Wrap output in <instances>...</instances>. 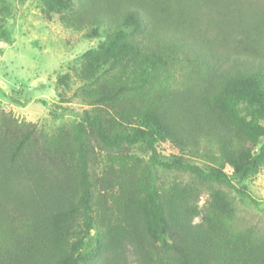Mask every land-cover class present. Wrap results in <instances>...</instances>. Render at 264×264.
<instances>
[{
    "label": "trees",
    "instance_id": "obj_1",
    "mask_svg": "<svg viewBox=\"0 0 264 264\" xmlns=\"http://www.w3.org/2000/svg\"><path fill=\"white\" fill-rule=\"evenodd\" d=\"M46 6L103 40L81 56L78 120L47 135L0 113V264H264V228L239 227L218 189L199 206L206 185L249 198L242 182L264 166V12L242 0ZM10 16L0 0V41ZM157 168L190 178L159 183Z\"/></svg>",
    "mask_w": 264,
    "mask_h": 264
},
{
    "label": "rangeland",
    "instance_id": "obj_2",
    "mask_svg": "<svg viewBox=\"0 0 264 264\" xmlns=\"http://www.w3.org/2000/svg\"><path fill=\"white\" fill-rule=\"evenodd\" d=\"M46 1L8 0L9 39L0 41V113H10L18 121L35 124L37 131L50 135L60 125L78 120L86 107L76 97L81 83L78 79L81 56L102 42L103 36L100 32L99 36L85 38V31L64 28L58 22V13L47 9ZM242 2L252 11L264 12V0ZM96 150L99 151L97 147ZM159 152L163 161L174 154L167 144H162ZM128 153L143 159L149 156L140 145L131 147ZM189 161L204 169L211 164L199 158ZM225 172L231 175L229 169ZM157 175L158 182L163 184L190 178L189 174L161 168H157ZM242 184L247 187L249 198L223 186L206 185L199 206L207 200L210 190L218 189L235 206L239 227L264 228V166Z\"/></svg>",
    "mask_w": 264,
    "mask_h": 264
}]
</instances>
